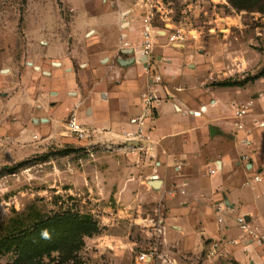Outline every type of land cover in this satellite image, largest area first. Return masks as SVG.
I'll return each mask as SVG.
<instances>
[{"label":"crops","instance_id":"obj_1","mask_svg":"<svg viewBox=\"0 0 264 264\" xmlns=\"http://www.w3.org/2000/svg\"><path fill=\"white\" fill-rule=\"evenodd\" d=\"M82 21L94 28L84 34L93 47L92 60L81 70L61 66L49 71L53 76L45 77L42 95L35 100L40 116L34 122L39 119L50 137L58 139L63 123L78 111L84 124L102 132L98 139L69 137L67 142L102 144L108 149L114 148L112 143L123 144L119 162L110 158V171L104 174L119 181L113 194L117 203L110 202L106 210L115 205L116 217H133L131 213L149 208L161 212L157 219L140 215L133 220L161 226L163 240L170 244L168 251L180 264H264V249L249 253L242 246L228 245L215 257L204 253L211 240L241 237L238 216L264 223V182L245 185L251 177L264 175V88L218 85L235 79L208 75L217 60L207 58L204 49L191 41L170 44L167 36L160 35L153 50L157 71L163 76L157 85L162 102L151 135L154 150L148 155L127 153L120 133L134 128L130 120L141 113L142 96L153 86L143 60L126 65L125 60L133 58L128 53L132 48L122 50L120 45L121 37L137 41L138 26L128 23L127 29L136 31L121 34L124 24L113 14H93ZM247 104L249 113L238 120L235 105ZM155 175L162 180L160 189L149 185ZM220 202L226 205L224 230L219 229L216 212ZM152 234L163 238L156 229ZM103 239L108 245L129 244V238L120 236ZM136 264L145 263L137 256Z\"/></svg>","mask_w":264,"mask_h":264},{"label":"rangeland","instance_id":"obj_2","mask_svg":"<svg viewBox=\"0 0 264 264\" xmlns=\"http://www.w3.org/2000/svg\"><path fill=\"white\" fill-rule=\"evenodd\" d=\"M151 11L156 30L170 26L171 20L174 26L198 34L190 41L204 49L207 58L218 61L208 75L218 73L247 81L251 89L257 84L264 88V81L257 78L264 68V13L237 11L228 0H0V226L72 206L93 215L101 227L99 234L85 239L83 264H136V257L151 248L170 250L163 235L158 240L152 234L158 226L133 220L140 215L157 219L161 212L149 208L131 213L133 217H116L115 205L106 210L110 202L117 203L113 194L119 181L104 174L110 171V158L119 162L123 144L112 143L114 148L108 149L102 144L69 143L67 138L74 136L67 130L68 118L58 139L33 120L40 116L35 100L47 81L42 71H53V62L62 63V69L81 70L92 60L93 47L84 34L94 28L86 27L82 19L113 14L124 24L121 34L136 31L127 29L128 23L138 26L137 41L121 37L120 45L140 49ZM160 38L154 32L153 39ZM108 235L129 238V244L108 245L103 239ZM211 242L204 251L208 256ZM11 260L0 255V264Z\"/></svg>","mask_w":264,"mask_h":264},{"label":"built area","instance_id":"obj_3","mask_svg":"<svg viewBox=\"0 0 264 264\" xmlns=\"http://www.w3.org/2000/svg\"><path fill=\"white\" fill-rule=\"evenodd\" d=\"M129 13V12H128ZM128 13H125L126 16ZM153 11L145 19L143 29V46L140 49H136L129 44H126L124 48H132L135 51V56L140 60H143L144 68L151 76L153 86L148 92H146L141 99V113L133 117L130 120V124L133 129L124 130L120 133L124 142L125 150L127 153H137L139 155H148L154 150V143L152 140V132L154 130V122L156 121L157 110L162 102L160 96V89L157 85L163 82V76L157 71V65L153 58L154 39L153 34L156 32L158 35L167 36L170 44H183L190 40H196L198 34L187 31L183 26H174L170 20V26L165 25L164 28L156 30L152 24V18L154 17ZM169 26V27H168ZM162 32V33H161ZM250 104L247 105H235V116L238 120H241L249 113ZM240 128L243 127L238 122ZM67 130L71 135L77 138L79 141H87L93 138L98 139L102 131L97 127H92L84 124L80 120L78 111H73L67 119ZM244 156L243 159H247ZM215 170H212L214 173ZM264 182V175L262 173L257 174L250 179L246 180V186H253L254 184H260ZM183 194L186 193L185 189H182ZM175 196V191L171 193ZM226 205L224 202H220L216 207L218 215L219 229H226ZM236 224L241 231V237L239 238H220L214 239L211 242L209 248V256H216L222 252L226 246H242L246 252H252L255 249H264V223H254L246 216H238L236 218ZM157 233L164 234V229L158 226ZM140 258L145 264H180L179 260L173 257L169 251H159L157 247L151 248L149 252H142Z\"/></svg>","mask_w":264,"mask_h":264},{"label":"trees","instance_id":"obj_4","mask_svg":"<svg viewBox=\"0 0 264 264\" xmlns=\"http://www.w3.org/2000/svg\"><path fill=\"white\" fill-rule=\"evenodd\" d=\"M237 11L264 13V0H228ZM264 76V68L261 75ZM247 81L227 80L218 85L244 86ZM99 222L72 206L31 221L0 226V255L8 264H83L80 253L85 239L99 234Z\"/></svg>","mask_w":264,"mask_h":264},{"label":"water","instance_id":"obj_5","mask_svg":"<svg viewBox=\"0 0 264 264\" xmlns=\"http://www.w3.org/2000/svg\"><path fill=\"white\" fill-rule=\"evenodd\" d=\"M133 52H134V50L131 49L128 53L132 54ZM125 61L127 62L126 65H130V64H133L136 61V58L133 57L131 60H129V61L128 60H125ZM28 65L34 66V68L36 70H41V67L40 66L34 65V63H32V62H28ZM54 65L60 66L61 63L60 62H57V63H54ZM43 73L48 74V75L50 74L49 71H43ZM45 120L46 119H42V121H45ZM38 122H39V119H35V123H38ZM149 185L151 187H153L154 189H160L162 187V180L159 179V177L157 175H155V176H153L151 178V180L149 182Z\"/></svg>","mask_w":264,"mask_h":264},{"label":"flooded vegetation","instance_id":"obj_6","mask_svg":"<svg viewBox=\"0 0 264 264\" xmlns=\"http://www.w3.org/2000/svg\"><path fill=\"white\" fill-rule=\"evenodd\" d=\"M44 43V42H43ZM45 44V43H44ZM122 50H129V49H126V48H124V49H122ZM131 50V49H130ZM134 50V49H133ZM130 54V53H129ZM131 56H133L134 58H136V60H137V57L135 56V51L132 53V54H130ZM55 63V62H54ZM54 65V64H53ZM62 66V63H61V65L60 66H56V65H54V68H60ZM41 70H42V68H41ZM73 71V69H70V70H68L67 69V73L68 72H72ZM42 73H43V71H42ZM43 75H44V77H52L53 76V72H50V74L48 75V74H45V73H43Z\"/></svg>","mask_w":264,"mask_h":264}]
</instances>
